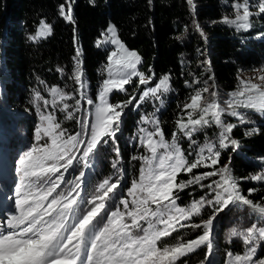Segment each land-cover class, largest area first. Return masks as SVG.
Returning <instances> with one entry per match:
<instances>
[{
	"label": "snow or ice",
	"instance_id": "6c2138e0",
	"mask_svg": "<svg viewBox=\"0 0 264 264\" xmlns=\"http://www.w3.org/2000/svg\"><path fill=\"white\" fill-rule=\"evenodd\" d=\"M66 3L67 9L61 4L59 12L65 20L72 22V0H66ZM250 7V0H234L231 4L234 18L225 16L221 22L235 26L237 30H248L252 27L251 18L255 14H264V0H258V13L250 11ZM41 28L38 36L50 34L51 28L44 21H41ZM196 28L204 36L198 24ZM107 32L110 37L97 41V47L111 43L117 46V50L108 57L107 78L99 86L98 103L87 95L79 51L74 73L79 98L75 99V106L65 103L73 99L71 94L55 87L50 89L52 103L63 105L61 111H67V119H75L73 112L81 111V101L93 106L87 115L77 120L80 131L68 133L54 114L40 112L37 108L40 123L35 128L36 143L17 161L19 183L14 197L15 213L6 218V225L0 230V264H177L181 257L202 245L212 252L210 236L214 221L230 205L247 206L256 215L257 222L243 232L232 231L233 237L242 238L246 248L243 254L229 251L227 264H264V258H257L260 243L264 242V204L254 203L242 194L229 165L213 167L219 164L221 153L211 142L206 141L198 151L185 155L176 133L168 142L157 119L142 117L144 124L154 126L152 131L143 127L139 129L138 146L150 155L133 157V160L141 161L139 176L132 180L126 197H121L119 204H116V196L118 189L123 187L120 179L114 182L111 177L104 179L90 199L81 195L83 171L73 181L66 179V173L75 170L77 165L88 167L101 146L110 141L115 145L124 111L135 97L113 104L109 102V94L114 90L125 91L124 86L132 83L133 77H139L140 85H149L153 80L152 76L146 77L138 70L140 56L127 49L116 37L114 27L110 26ZM259 71L264 73V69ZM238 79V88L224 101L226 108L218 102L215 90L209 93L210 88H216L214 82L209 84L213 80L210 75L203 81L204 87L197 89L191 102L181 109L187 119H178L176 126L191 141L190 148L197 143L193 133L213 124L220 130L219 149L228 148L229 144L237 145V141L230 138L236 124L226 122L223 118L225 112L238 118L240 124L248 121L237 109L264 114V74L255 78L259 83L252 79ZM169 80L165 75L154 87H146L135 103L139 105L150 97L159 99L158 93L170 90ZM203 93H209L210 100H205ZM35 98L43 99L39 93ZM44 104L47 105L48 101L44 100ZM161 149L163 151H159ZM114 151L116 160L112 167L116 169L121 153L119 148ZM193 155L195 159L190 161L188 157ZM201 167L212 170L194 174L188 180H177L180 173L191 174ZM215 176L219 179L202 183ZM251 179L264 181V173ZM191 185L208 189L211 197L201 196L189 206L182 207L178 204L180 194ZM254 191L248 190L249 194ZM205 206L213 209L207 220L184 223L199 215ZM183 228H202L203 234L192 240L178 239L173 245L165 243V238Z\"/></svg>",
	"mask_w": 264,
	"mask_h": 264
},
{
	"label": "trees",
	"instance_id": "16d2710c",
	"mask_svg": "<svg viewBox=\"0 0 264 264\" xmlns=\"http://www.w3.org/2000/svg\"><path fill=\"white\" fill-rule=\"evenodd\" d=\"M233 2L72 0L73 21L69 22L59 12L61 4H65L67 9L66 0H0V81L4 82L5 87L0 97L3 127L8 129V120L13 119V115L7 113L6 105L19 112H30L36 92H44L45 88L55 87L71 94L73 99L67 103L75 106L78 84L74 73L78 48L81 51L78 59L81 61L83 77L91 87L92 100H95L100 74L108 57V50L97 47L96 41L112 24L119 40L141 55L144 72L152 71L155 77L167 75L170 78L168 101L159 116L164 137L171 140L172 134L176 133L185 155L188 152L195 153L206 141L216 145L221 155L219 164L213 167L229 165L242 194L254 203L264 204V181L251 179L254 175L264 173V114L239 109L249 122L236 125L230 135L231 139L237 141V148L229 144L228 148L219 149L220 130L214 124L193 133L197 143L190 148L191 141L176 126L178 119L187 118L181 109L197 89L204 87L203 81L208 76H213L216 85L215 89H209V93L215 90L223 103L225 98L228 99V94L238 88V78L242 72L264 67V14L253 16L252 27L248 30H236L221 22L222 17L229 15ZM41 21L50 26L51 32L45 37L36 38ZM197 24L204 36L197 31ZM213 81H209V84ZM209 93H206L205 100H210ZM80 108V112H73L75 119H67V111H56L57 121L69 133L80 130L77 120L84 111L83 107ZM4 114L7 118H4ZM224 117L226 122L235 124L226 114ZM137 121L136 113L127 112L123 116L115 145L110 141L104 146L102 166L94 172L97 184L112 178V163L116 160L114 148H119L123 187L118 189L116 204H119L121 197L126 196V188L131 186L132 180L139 176L141 161L133 160V157L148 155L143 147L138 146V136L135 134ZM20 124H24L27 134L33 132L30 120L25 118ZM249 132L252 134L248 135ZM188 159L194 160L195 155ZM211 170L201 167L194 169L191 174L182 172L177 180H188L194 174ZM213 179L218 180L219 176L210 177L202 183H211ZM88 186L83 188L87 189ZM249 189L255 191L249 194ZM82 196L88 198L84 193ZM201 196L210 198L211 193L199 185H191L180 194L178 204L189 206ZM212 213L213 209L205 206L199 215L184 223H201ZM256 222V215L247 206L230 205L221 214L215 227L212 252L209 253L206 245H202L181 257L177 264H207L208 260V264H227L229 251L243 254L246 248L242 238L233 237L232 231L243 232ZM202 234V228H183L173 233L172 237L165 238V243L173 245L178 239L192 240ZM257 258H264V242L260 243Z\"/></svg>",
	"mask_w": 264,
	"mask_h": 264
},
{
	"label": "rangeland",
	"instance_id": "374dc122",
	"mask_svg": "<svg viewBox=\"0 0 264 264\" xmlns=\"http://www.w3.org/2000/svg\"><path fill=\"white\" fill-rule=\"evenodd\" d=\"M250 4H251L250 11H252L253 13H258V9L256 7V5L258 4V0H250ZM228 12H229V15L227 17L234 18V10L231 8ZM256 15L257 14H255L254 16H256ZM110 26L114 27L112 24H109L107 26L106 30L102 33V36L97 41L104 40L105 38L110 37L111 34L107 32V29H109ZM229 26L236 29L235 26H232V25H229ZM114 29H115V27H114ZM41 30H42V28L40 25L38 30H37V33H39ZM37 33L35 35L36 38H42V37L46 36V35L38 36ZM115 34H116V37L118 38L117 33H116V29H115ZM47 35H49V34H47ZM97 41H96V46H97ZM100 48L108 50V57L111 54V52L117 50V46L113 45L111 43L102 44L100 46ZM126 48L129 49L128 47H126ZM129 50L135 51L141 58V63L137 65L138 70L141 73H143L146 77L152 76L153 80L149 82V85H140L139 84V77H133L132 78L133 82L124 86L125 91H115L114 90L112 93L109 94V102L113 103V104L124 103V102L128 101L129 98H131V97H135V100H138L139 95L142 93V91L146 87H149V86L154 87L155 83L158 82L161 78H163L165 76V75H161V76L155 77V74L152 71H150L149 73L144 72L141 68V65H142L141 55L136 50H133V49H129ZM77 51H79V53L81 54L80 48H78ZM108 57H107V62L104 65V67L101 71V74H100V80H99L97 88H96L95 100H93L94 103H98L99 86L101 85L103 79L107 78V72L105 69H106V66L109 64ZM207 64H208V66L211 65L209 61H207ZM1 69L2 68H0V73H2ZM260 69H264V67H262ZM260 69H253V70H249V71H244L240 74L239 78L252 79L253 82L259 83V81L255 78L258 75L264 74V73H261L259 71ZM83 80L87 83V95L91 98V95H90L91 87H90L89 83L85 80L84 77H83ZM3 83L4 82L0 81V97H2V95L4 93V89H5ZM137 85H139V86L137 87ZM50 89L51 88H45L44 92H36V93H39L43 99L37 100L35 98L36 97V94H35L32 102H31L32 103V109L30 110V112L27 110L23 111V112H21V111L19 112L16 108L11 109L9 105H6L5 109L7 110V113L9 112L10 115H13V119L8 120V124H9L8 129L3 127L4 121L0 118V195L3 198L7 199L8 206L11 209L10 210L11 213L8 214L7 217H10L11 215H13L15 213L14 197H15L16 187L19 183V174L16 172L17 161H18L19 157L25 151H27L29 148L33 147L36 143V141L34 139L35 128L40 123L39 113L37 111V108L40 109V112L52 113V114L56 115V111L63 107V105L59 102L56 103L55 105L52 103L53 95L51 94ZM168 94H169V91L166 93L160 92V93H158V95L160 97L159 99H156L155 97H150V98L146 99L145 101H142L139 105H137L135 103V100H134L133 103L129 104L128 107L125 109L123 116H125L127 112L137 114L138 121H137V126L135 129V134L138 136L137 137L138 144H139V129L140 128H142V127L147 128L149 131L154 130L153 125L144 124L142 122V117H149L150 119H157L159 121L160 113L166 107V103L168 101ZM77 95H78V93H77ZM118 95H120V96L118 97ZM203 96L206 99V93H203ZM44 100L48 101L47 105L44 104ZM217 100L221 104L222 107H225V108L227 107L224 102L221 103L222 100L219 97V95L217 96ZM226 100H227V98H225L224 101H226ZM67 101L69 102V100H66L65 103H67ZM190 102H191V98L187 103H190ZM1 106H2V104H0V107ZM80 107L84 108V111L82 112V117L88 114L89 109L93 108V106L87 105L86 102H84V101H81ZM237 111L240 112L239 109H237ZM225 114L227 115V112H225ZM241 114H242V112H241ZM261 115H263V114H261ZM227 117L229 119H232L236 125H240L238 118L231 117L228 115H227ZM4 118H7V116L5 114H4ZM25 118L30 120L33 123V132L30 133V135L26 133V128H25L24 124H20V121H22ZM89 118L91 119L92 117L90 116ZM223 118L225 119L224 116H223ZM186 119H185V121H186ZM79 127H80V125H79ZM78 131H80V130H78ZM219 134H220V131H219ZM156 139H158V137ZM165 140L168 142H171V140H167L166 138H165ZM104 146L105 145L101 146V148L97 152V154L91 159L88 167H84L83 164H80V165H77L75 170H70L69 173H66V179L68 181L75 180L76 177L79 176V174H80L79 171L80 172L83 171L85 173L84 177H82V180H81V195H82V193H84L85 196H88L87 199H90L92 197V195L95 193L96 187L99 185L95 182L94 172H96L97 170H100V168L102 166L101 161L104 160V156H103ZM235 146H236V148L238 147L237 145H235ZM159 151H163V150L161 149ZM147 154L150 155L149 153H147ZM111 176H112V179H115V180L120 179L122 181V179H123L122 178V169L120 168V165H118V167L116 169L113 168V170L111 171ZM85 185H89L87 187V189L83 188V186H85ZM130 187H128V188H130ZM83 189H85V190L83 191ZM126 190H127V188H126ZM126 194H127V192H126ZM121 208H122V206H121ZM222 213H220L214 221V230H215V227L217 226V223H218ZM3 224L6 225V219H4V220L0 219V230H3V228H4ZM213 235H214V233H213ZM213 235H212V239H213ZM212 239H211V241H212ZM208 263H209V260H208L207 264Z\"/></svg>",
	"mask_w": 264,
	"mask_h": 264
},
{
	"label": "water",
	"instance_id": "95a60500",
	"mask_svg": "<svg viewBox=\"0 0 264 264\" xmlns=\"http://www.w3.org/2000/svg\"><path fill=\"white\" fill-rule=\"evenodd\" d=\"M228 164H229V163H228ZM216 222H217V221H216ZM215 226H216V225H215ZM213 233H214V227H213V229H212L210 239H212V235H213Z\"/></svg>",
	"mask_w": 264,
	"mask_h": 264
}]
</instances>
